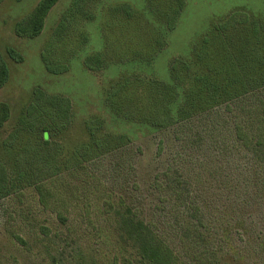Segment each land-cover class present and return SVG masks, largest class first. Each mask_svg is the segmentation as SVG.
<instances>
[{
    "label": "trees",
    "instance_id": "trees-1",
    "mask_svg": "<svg viewBox=\"0 0 264 264\" xmlns=\"http://www.w3.org/2000/svg\"><path fill=\"white\" fill-rule=\"evenodd\" d=\"M59 1L39 0L15 33L39 36ZM75 1L42 53L45 67L64 74L82 55L102 81L100 96L84 119V136L73 143L70 98L35 88L40 103L25 108L0 145L16 153L18 175L40 185L60 183L79 196L105 194L108 235L129 250L134 264H246L252 256L254 264H264V233H256L244 210L250 191L264 197V13L239 9L217 16L188 55L172 59L162 79L155 61L186 0H145L131 14V42L117 40L116 47L109 30L100 51L87 56L81 53L87 34L71 38L70 25L95 15ZM114 20L126 21L110 18L102 28ZM7 57L22 58L12 48L0 49V89L10 78ZM10 118L9 104L0 100V128ZM143 140L153 141L165 159L143 181L153 199L148 212L137 166ZM174 236L193 253L178 248Z\"/></svg>",
    "mask_w": 264,
    "mask_h": 264
},
{
    "label": "rangeland",
    "instance_id": "rangeland-1",
    "mask_svg": "<svg viewBox=\"0 0 264 264\" xmlns=\"http://www.w3.org/2000/svg\"><path fill=\"white\" fill-rule=\"evenodd\" d=\"M38 1L4 0L0 5V49L6 52L7 48H12L22 56L20 60L7 57L10 78L0 89V100L9 104L11 118L0 128V145L25 108L29 104L40 103V96L33 94L37 87H42L49 94L66 96L72 101L75 124L73 143L84 136V119L94 111L92 105L100 96L102 81L87 70L82 55L69 61L70 68L64 74H52L45 67L42 53L50 45L63 19L71 13L73 4L74 7L77 5L75 0H60L51 10L45 29L39 36L28 39L15 33L16 23L22 21ZM144 1L82 0L79 6L87 14L93 13L95 16L91 21H73L70 25V28H74L71 38L83 40L84 34H87L88 41L81 46V53L86 56L100 51L102 36L108 35L109 30L110 37L115 38L116 47H119L118 41L123 40V44L131 42L135 29L131 14L140 12ZM98 2H103V6L98 8ZM239 9L263 14L264 0H186L167 47L155 61L158 76L168 78L172 59L188 55L192 42L206 32L217 16ZM118 16L126 21L120 23L114 20L107 25V30L102 28L106 20ZM125 50L129 52L126 47ZM141 149L137 157L138 173L142 183H147L162 169L165 159L163 155L155 153L153 141H141ZM217 160L221 161L222 166L225 165L224 157ZM15 161V152L9 153L0 148V170L6 171L5 177L4 173L0 177V264H134L129 260V250L120 248L116 239L108 235L111 222L104 213L105 194L94 192L88 193L89 196H79L74 192L71 194L70 189L66 191L57 182L48 181L45 186L30 183L31 180L18 175L19 165ZM144 186L141 202L148 212L153 199ZM252 194V191L247 194L244 210L256 233H264V197L253 198ZM60 214L65 215L66 220ZM174 244L184 253L192 254L194 251L176 236ZM256 260V256H252L246 264H254Z\"/></svg>",
    "mask_w": 264,
    "mask_h": 264
}]
</instances>
